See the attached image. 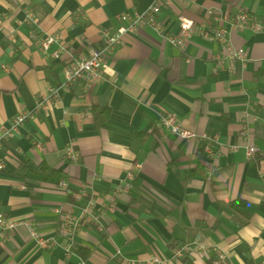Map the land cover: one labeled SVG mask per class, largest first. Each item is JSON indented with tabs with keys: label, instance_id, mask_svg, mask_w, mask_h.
<instances>
[{
	"label": "crops",
	"instance_id": "crops-1",
	"mask_svg": "<svg viewBox=\"0 0 264 264\" xmlns=\"http://www.w3.org/2000/svg\"><path fill=\"white\" fill-rule=\"evenodd\" d=\"M152 1L0 0V132L99 47L118 15ZM209 9L264 20V0H170L159 20L177 35L180 17L201 23ZM44 36L56 38L48 51ZM229 37L247 53L232 68L213 40L194 35L180 50L141 29L106 58L104 81H78L31 115L0 147V210L54 241L42 248L25 225L0 229V264H210L218 251L233 264H264V31ZM167 113L217 135L214 157L158 128ZM83 188L88 196H78ZM91 196L98 223L63 238L61 215L80 214ZM176 245L191 251L174 258Z\"/></svg>",
	"mask_w": 264,
	"mask_h": 264
},
{
	"label": "built area",
	"instance_id": "built-area-1",
	"mask_svg": "<svg viewBox=\"0 0 264 264\" xmlns=\"http://www.w3.org/2000/svg\"><path fill=\"white\" fill-rule=\"evenodd\" d=\"M170 0H153L152 3L143 11L134 14L122 13L118 15V20L121 25L112 32L108 28L101 31V44L99 47H90L86 55L72 61L64 69L63 81L50 89V93L46 97H41L37 100L36 106L33 110L24 109L23 107L18 111L13 118L10 125L0 132V147L9 139H13L20 134V129L28 118L36 112L44 109L51 100H56L60 97L63 91H68L78 81L84 80L89 83L102 82L105 80L104 63L106 58L113 53V51L122 43L125 36L134 34L141 29L149 28L162 36L170 45L183 50L187 42L194 35H200L210 40L217 42L224 56L229 60L230 67L235 61L246 62L247 53L241 47H235L229 37L232 32H243L250 30L254 33L264 31V20L250 13L245 9H239L233 16L228 17L219 11L209 9L206 13V18L203 22L180 17L179 32L177 35L166 34L165 25L159 20L161 11L168 6ZM28 19H32L29 15ZM56 42L54 36H44L40 39V46L42 50L48 51L50 46ZM61 50L56 51L54 56L59 57ZM219 64H223V60L219 59ZM157 127L174 135L180 139L187 141H197L203 144L206 155L213 158L215 155V147L218 144V136L207 133H196L190 131L182 126L178 116L174 113H167L162 115ZM256 153L254 146H248L246 155L248 158ZM66 156L72 161H76L79 157L78 152L72 144L66 147ZM213 167L209 170L211 171ZM210 177V174H208ZM129 187V186H128ZM126 188V190L128 189ZM89 192L83 188L78 196H88ZM96 200L90 197L87 203L81 208V213L74 215L70 212L64 213L60 218V226L58 233L65 239L72 240L77 232L85 224L98 223V214L96 210ZM25 225L28 227L31 237L42 248L48 247L53 243V238H46L40 235L29 221L16 220L8 216L5 212L0 210V229L4 233H12L17 227ZM72 246L67 247L68 254L71 253ZM191 248L188 245H182L173 249L174 258H182L189 254ZM156 261L157 259H153ZM80 264H84L81 262ZM212 264H233L225 253L218 251ZM262 264V263H259Z\"/></svg>",
	"mask_w": 264,
	"mask_h": 264
},
{
	"label": "trees",
	"instance_id": "trees-1",
	"mask_svg": "<svg viewBox=\"0 0 264 264\" xmlns=\"http://www.w3.org/2000/svg\"><path fill=\"white\" fill-rule=\"evenodd\" d=\"M105 110H107V109H102V111H105ZM23 170H25V167H21V168H20V171H19V174H20V175H22V171H23ZM24 173H25V172H24ZM24 173H23V174H24ZM25 175H27V176H33V177H35V178H40V176H35V175L28 174V173L25 174ZM46 179H47V178H46ZM53 181L57 182V180H53ZM175 247H179V245H176ZM210 264H212V262H211ZM247 264H256V263H254L253 261H250V260H249V261L247 262Z\"/></svg>",
	"mask_w": 264,
	"mask_h": 264
}]
</instances>
